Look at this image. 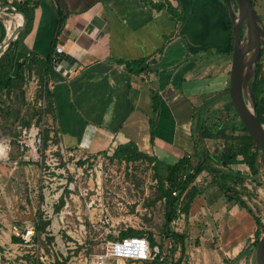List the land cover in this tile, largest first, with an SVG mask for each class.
I'll list each match as a JSON object with an SVG mask.
<instances>
[{
	"label": "crops",
	"instance_id": "1",
	"mask_svg": "<svg viewBox=\"0 0 264 264\" xmlns=\"http://www.w3.org/2000/svg\"><path fill=\"white\" fill-rule=\"evenodd\" d=\"M169 4L180 11L181 20L176 21ZM4 15L18 14L0 13L5 26ZM229 21L216 0H35L12 76L31 59L33 66L24 75L44 79L53 101L45 115L54 138L51 149L113 155L132 143L140 152L176 164L196 153L197 108L228 86ZM61 55L77 63L69 77L56 69ZM50 58L54 63L45 72L40 61ZM154 92L160 100L157 113ZM199 194L187 214L192 224L182 232L188 256L182 264H248L246 246L255 233L250 212L234 206L226 215L221 210L228 212V206L221 207L219 195L207 189ZM18 233L5 239L9 248L19 243L14 241ZM192 234L191 245L187 235Z\"/></svg>",
	"mask_w": 264,
	"mask_h": 264
},
{
	"label": "rangeland",
	"instance_id": "2",
	"mask_svg": "<svg viewBox=\"0 0 264 264\" xmlns=\"http://www.w3.org/2000/svg\"><path fill=\"white\" fill-rule=\"evenodd\" d=\"M220 6L229 16L222 3ZM256 11L262 16L264 25V0H257ZM12 19L14 31L18 25L15 17L4 15L6 29L8 21ZM212 59L215 60L214 63L218 61L214 56ZM228 60L231 68V55L227 57V66ZM261 62L264 63V57ZM33 78L32 74H26L22 88L3 98V109H6L7 115H0V127L7 134L3 136L4 140H11L12 143L9 160L0 161V264H8V261L9 264H37V257L43 258L44 262L40 264H87L90 254L102 251L103 238L115 240L130 228L143 231L146 235L151 234L167 253L165 260L128 262L109 259L108 264H177L180 261L182 264L188 256L181 250V244L164 236L166 206L165 200L160 197L155 163L146 159L121 162L111 159L112 155L105 153L90 155L53 150L57 165L42 175L39 165L23 157L17 143V134L19 128L25 126L24 122L31 123V126L46 127L45 137L49 136L45 120L47 102L42 96L41 80ZM256 85L258 93L261 92L264 82L258 81ZM225 97L218 99L205 111L204 128L215 132L223 122L233 118L235 110H226L229 102ZM247 101L250 103L249 99ZM200 119L201 116L198 117V122ZM233 135L237 136L232 131L228 132V136ZM4 140H0V146L4 145L7 149L8 145ZM51 140L54 138L49 136V140L46 143L44 141L45 151L52 148ZM207 148L211 153L220 155L224 141L208 142ZM154 156L160 161L158 155ZM161 158L162 163L167 162V158ZM199 158L194 157L193 163L197 164ZM260 162L262 163L261 157ZM216 166L224 169L220 165ZM259 166L260 170L263 169V164ZM224 171L227 172L226 183L230 189L221 186L220 179L214 182L212 175L203 172L187 192L194 186L198 193L207 189L212 195H219L217 197L221 207L226 204L228 206V212L221 210L226 215L234 206L244 208L237 197L244 201L246 213L251 211L253 219H260L258 223L254 219V237L246 246L251 245L253 253L251 256L248 248L247 255L251 256L248 264H256L257 246L253 245L264 233V183L255 184L254 176L244 163L232 164ZM238 173L243 179L240 175L238 177ZM165 186L169 187L167 183ZM187 197L188 193L184 196L183 204ZM179 209L181 213L178 212L173 221L177 224L172 223L171 228L175 233H187L188 225L192 222L182 211L183 207ZM27 224H34L36 227V246L17 250L15 247L9 248L5 239L12 237L13 231L22 233ZM187 236L191 245L195 243L193 234L192 237ZM168 245L172 246L169 250Z\"/></svg>",
	"mask_w": 264,
	"mask_h": 264
},
{
	"label": "trees",
	"instance_id": "3",
	"mask_svg": "<svg viewBox=\"0 0 264 264\" xmlns=\"http://www.w3.org/2000/svg\"><path fill=\"white\" fill-rule=\"evenodd\" d=\"M222 3V5L227 9V2L226 0H218ZM35 0H24L23 2H14L12 4L13 7L23 11L27 18H28V24L22 32L18 39L12 43L6 52L0 57V115L6 114V109H3L4 104V96L6 94H12L18 89H21L22 86L25 83V75L24 70L26 68L31 69L33 66V60L29 59L28 62L26 61L25 67L23 66L21 68V72L17 77H13L12 74L14 72L15 68V55L16 50L18 47V44L21 42L22 37L27 33V31L30 29V23L32 21V5L34 4ZM181 2V0H180ZM254 7L257 6V0H252ZM1 5H8L9 3L6 0H0ZM220 3V4H221ZM235 8H237V4L235 0H233ZM170 12L176 17L177 20L182 19V14L180 11H178L177 8L173 7V5L169 4ZM228 10V9H227ZM262 18V16H260ZM229 25L231 29L232 34V22L229 18ZM64 18L61 17L60 24L63 25ZM0 25L2 26V35L0 38V44H2L3 40L6 38V28L3 25V22L0 18ZM233 46V36H231L230 41V47H229V54L231 55V50ZM262 57H264V49L262 48V55L257 63L256 66V76L254 80L251 83L252 90L254 92L256 101H257V117L261 125H264V85L261 89V92L258 93L257 91V82L261 81L264 82V63L261 62ZM41 67L45 72L48 70L50 65L54 63V60L50 58L47 62H41ZM129 68V66H128ZM130 69V68H129ZM43 71V72H44ZM41 92L43 98H45V102H47V107L45 109V115H47V111L52 110L53 108V101H52V94L47 90V88L44 87V79L41 78ZM229 86H227L226 90ZM228 99V106L226 110H234L232 102L230 100L229 95H226ZM218 100L204 106L202 109L200 116L202 119L198 122V111L199 107L196 110V115L194 118V126L193 127V135L196 136V139L194 141V146L196 153L194 156L184 155L178 163L176 164H169V163H162L161 161H158L154 156H151L149 154L140 152L136 145L129 143L125 145L119 146L116 151L113 153L112 156H110L111 159L119 160V161H136L138 159H146L150 163H155V169H156V175L159 179V187H160V197L165 200V206H166V212H165V225H164V236L166 238H172L176 243L181 244V250L185 252L186 247V237L183 234L175 233L172 228L171 224L175 220V218L178 216V212L181 209L180 208V198L181 196H185L188 193V197L185 200V203L182 206L183 212L186 214L189 213V210L198 196V192L196 191V188L193 186L190 191L187 192V190L190 188V185L195 182L197 177L201 175L203 172H207L209 175H212V180L216 182L217 180H221V186H226L227 189L229 188L226 183V175L227 172L226 168L232 164H241L244 163L248 166L251 175L254 176V182L257 185H260V180L258 179L259 175V161H260V149L258 145L254 142L253 138L243 125V123L240 121L238 115L234 113V116L230 121L223 122L220 126L217 127L215 132H212L210 129L204 128V121H203V115L205 114V111L209 108V106L213 105ZM153 107L155 112H159L160 108V100L157 92L153 93ZM7 115V114H6ZM236 119H239L240 123H237ZM6 121V120H5ZM4 123V122H3ZM152 139L155 138V121L152 123ZM24 127H31V123L24 122ZM0 131L2 132L3 136L7 135L3 128L0 127ZM201 131L202 137H199V132ZM232 131L233 134H236L237 136H228V132ZM49 140L48 137H44V141ZM219 140L224 141V148L221 151L220 155L211 153L210 150L207 148L208 142L214 141L218 142ZM200 157L197 164L193 163L194 157ZM222 166L224 169H220L216 165ZM238 177H240V173L237 174ZM240 175V176H239ZM243 179V176H241ZM165 179V180H164ZM166 183L169 187H166ZM230 189V188H229ZM174 192H179L178 196H174ZM237 201L241 204L242 207L246 208V205L244 201H242L239 197H237ZM252 214V212L250 211ZM256 220V223L260 221V219L254 217ZM150 241L152 246H155L157 242H155L153 236L151 234H147L143 231H138L135 229H127L125 232L121 233L120 236L117 239H123L126 237H146ZM112 238V237H110ZM15 242H21L20 237L15 238ZM259 243V239H257L254 243V247L257 246ZM252 246V247H253ZM250 255L252 256L253 253L251 246L249 247ZM175 250V249H174ZM177 264H181V261Z\"/></svg>",
	"mask_w": 264,
	"mask_h": 264
},
{
	"label": "water",
	"instance_id": "4",
	"mask_svg": "<svg viewBox=\"0 0 264 264\" xmlns=\"http://www.w3.org/2000/svg\"><path fill=\"white\" fill-rule=\"evenodd\" d=\"M226 2L232 21L233 36L229 87L202 105L199 108L198 116L200 117L204 106L229 95L235 113L258 145L264 165V125H261L258 120L257 101L251 87L256 76V66L261 56L262 47L264 48V25L252 0H235L237 8H235L233 0H226ZM6 11H10L11 14H20L22 22L18 23L11 34L8 33L7 39L0 45V57L16 41L28 22L26 14L12 5L0 6V13H6ZM76 67L77 63L70 56L61 55L56 69L65 77H69ZM199 133L201 138V131ZM255 262L264 264V233L256 248Z\"/></svg>",
	"mask_w": 264,
	"mask_h": 264
},
{
	"label": "built area",
	"instance_id": "5",
	"mask_svg": "<svg viewBox=\"0 0 264 264\" xmlns=\"http://www.w3.org/2000/svg\"><path fill=\"white\" fill-rule=\"evenodd\" d=\"M57 53H63V47H56ZM5 137V136H4ZM3 134L0 131V140H4ZM45 127L39 126L21 127L17 134V143L21 147L23 157L32 163L39 165L42 175L57 165L55 163V155L52 153L54 149L45 151L44 149ZM7 143L8 155L5 158H0V161L9 160L11 150V140H4ZM58 151V150H57ZM72 153V152H70ZM179 192H174V196H178ZM181 196L180 200L183 201ZM180 202V207L182 203ZM180 213V211H179ZM176 223L177 222H173ZM36 227L34 224H27L26 228L19 235L21 242L15 244V249L31 248L36 246ZM167 239V238H166ZM102 251L92 253L87 259V264H108L109 259H117L122 261H154L156 259L165 260L167 253L160 244L152 246L146 237H126L123 239L107 240L102 239ZM172 248L168 245L167 249ZM23 256V255H22ZM9 260V258H8ZM43 261L42 257H37V264ZM44 262V261H43ZM9 264V261L7 262Z\"/></svg>",
	"mask_w": 264,
	"mask_h": 264
},
{
	"label": "bare ground",
	"instance_id": "6",
	"mask_svg": "<svg viewBox=\"0 0 264 264\" xmlns=\"http://www.w3.org/2000/svg\"><path fill=\"white\" fill-rule=\"evenodd\" d=\"M13 17H15V19H16V21H17V23H21L22 22V16L20 15V14H18V15H13ZM13 23H14V21H13V19L12 20H10V21H8V33L9 34H11L13 31H12V28H13ZM2 141V140H1ZM0 141V142H1ZM5 143V142H4ZM8 149V148H7ZM7 149H6V147L4 146V145H1L0 146V158H2V157H7Z\"/></svg>",
	"mask_w": 264,
	"mask_h": 264
},
{
	"label": "flooded vegetation",
	"instance_id": "7",
	"mask_svg": "<svg viewBox=\"0 0 264 264\" xmlns=\"http://www.w3.org/2000/svg\"><path fill=\"white\" fill-rule=\"evenodd\" d=\"M263 48V47H262ZM264 49V48H263ZM262 52V51H261ZM239 117V116H238ZM240 119V118H239ZM239 119H236V121H237V123H240V121H239ZM260 157H261V155H260ZM259 163L260 164H263V163H261L260 161H259ZM259 170H260V167H259ZM259 177H258V179L260 180V185H262L263 183H264V165H263V169H261L260 171H259V175H258ZM261 176V177H260Z\"/></svg>",
	"mask_w": 264,
	"mask_h": 264
}]
</instances>
